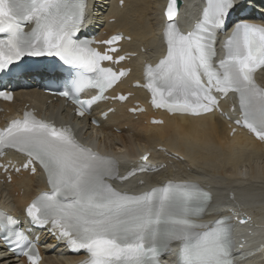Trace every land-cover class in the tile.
<instances>
[{
    "label": "snow or ice",
    "instance_id": "6c2138e0",
    "mask_svg": "<svg viewBox=\"0 0 264 264\" xmlns=\"http://www.w3.org/2000/svg\"><path fill=\"white\" fill-rule=\"evenodd\" d=\"M257 2L264 6V0ZM243 7L241 0H206L202 17L184 33L174 19L177 0H168L162 29L166 54L154 66L145 65L144 87L152 93L154 107L196 116L218 110L214 93H234L240 113L236 123L264 142V87L254 78L264 66V23H235L223 43V58L214 63L217 33L228 27L231 13ZM87 11L88 0H0V74L14 73L27 56L59 57L81 70L60 95L71 99L84 116L127 74L102 63L125 59L113 56L122 39L119 34L97 42L109 46L103 52L91 46L93 41L76 38L86 27ZM25 23L33 25L30 31H25ZM88 88L97 89V95L80 99L79 93ZM0 97L12 99L7 91H0ZM6 149L24 155V169H43L48 190L34 197L26 214L34 226L50 225L58 242L85 250L88 255L80 264H160L159 257L172 242L179 244L176 264H237L232 258L231 217L203 221L211 194L193 181L169 180L136 194L118 191L107 182L122 178L115 159L80 144L71 128L29 112L0 129V154ZM148 159V153L140 157V171L152 170ZM13 226L18 227V221L0 212V230L10 233L0 232V240L14 254L20 249L30 264H38L36 244Z\"/></svg>",
    "mask_w": 264,
    "mask_h": 264
},
{
    "label": "bare ground",
    "instance_id": "6f19581e",
    "mask_svg": "<svg viewBox=\"0 0 264 264\" xmlns=\"http://www.w3.org/2000/svg\"><path fill=\"white\" fill-rule=\"evenodd\" d=\"M165 1L166 0H123L122 3H119L118 0H91L88 3L85 24L92 27L94 32L100 36H106L114 30H120L130 37L129 40L121 42L122 49L136 52V55L129 61L131 72L126 79L121 82L125 88H128V82L139 74V71H137L138 61L144 60L146 63H152L154 57L164 50L160 42L159 23L164 19L162 9ZM193 2L194 0L182 1L180 11L175 17V21H177V19L179 21L180 18H182L181 16H189L192 13L191 7ZM153 15L156 20L155 22L151 20ZM261 80L264 83V70ZM130 90L133 91V97L136 99H141L145 96L140 88H131ZM14 92L16 96L11 103H7V106L17 107L18 104L21 106L28 101L30 104L37 106L40 110L44 112L48 111L45 101L50 95L44 94L32 87H18L14 89ZM129 104H131V99L122 103H115L114 109L110 110L104 119H99L100 123L98 126L91 125L86 121L84 125L88 123L89 129L94 132V135L98 133V130L108 132L102 148L110 151L114 149L117 153H126L124 149V146H126L129 148V152L126 154H128L130 158L146 150L152 153L156 144H162L181 156L167 157V155L159 154L161 158L166 161V164L158 171H154L150 174H142V178L145 181L139 184L140 186H138V188L145 187L150 180L174 175L180 179L200 181L205 188H207V186L213 187L207 178L214 177V175H216L217 180L223 179V182L233 181V186L235 185V187H238L245 181H249L250 185L254 186L250 187L251 196L253 197L255 194L259 196L254 198V203L248 204V207L241 205L240 196H243L247 200L252 198L236 193V190H244L245 187L235 189L236 192L230 189L228 190L229 198L237 199V203L242 208H238L237 204L234 205L231 203V205L225 207L227 210H225L226 212H218L217 214H229L233 220H236L241 214H245L243 210L252 211L253 207H257L258 216L256 215L254 220L258 223L261 222L260 224H262V228L264 229V196L261 194L262 187L257 190L258 187L255 186L257 184H254V182L262 178L264 174H260V170H255L259 167H254L255 169H251L249 172L246 171L245 168H242L244 161L246 162V160H249L250 164V162L254 160L252 158L259 155L260 158H258L261 159V156H264V142L252 138L244 131L228 135L225 121L218 113L196 116L187 114L169 115L159 111L157 114L161 115L163 121L161 123H151L149 122V115L154 114L153 111H143L132 114L126 111V107ZM53 105H56V103L53 102ZM107 105L108 104H104V107H107ZM222 105L225 106L224 103H222ZM63 114H65V112ZM114 126L121 127V132L119 134H116L112 130ZM124 126L125 128H123ZM86 132H88V130L82 132L81 135L86 134ZM115 134L119 142L114 141L113 143L110 139L111 136ZM101 136L104 137V135ZM90 137L91 135L88 136V139H90ZM195 163L200 164V166L207 165L212 169V172L197 171L196 168L192 167ZM245 164L247 165L248 162ZM255 164L256 163H254V165ZM260 164L258 163L257 165ZM165 167L167 169H164ZM174 168H176V170ZM260 169L262 170L263 167H260ZM163 172L165 174H163ZM130 181H135V177L132 176L121 183L126 184ZM45 187L46 182L42 178L41 172L38 170L33 174H29L27 170L22 171L20 174L13 173L9 181L6 180L3 173H0V197L3 192L8 194L14 202L15 209L17 207H22L23 204L33 198L37 188ZM215 191L217 192L216 189ZM231 192L235 194V197L231 198ZM215 197L217 199L216 193ZM214 200L215 199L211 198V201ZM0 203L4 205L1 199ZM211 204L212 202L209 203V205ZM15 209L13 210L14 212H16ZM237 212L240 213L237 214ZM244 225L245 226L241 225L240 234L244 235V238L245 236L249 238L250 235L248 233L245 235V227L249 226L250 229L252 228L250 225H247V223ZM236 226L238 227L239 224H234V229ZM259 232H261V230ZM254 234L255 233L252 232V237L255 236ZM42 238L49 242L56 241L55 237L49 233H43ZM262 244L264 247V243ZM241 246L242 245L239 246L238 251L243 250V246ZM258 246L259 245H256L254 247ZM41 247L43 255L39 264H69L72 262V258L75 257L62 255L57 257L58 259H53V252L44 254L46 251L50 250V248L47 246ZM59 247H61V244L58 245V248ZM257 249H259V247ZM0 252V264H24L22 259L15 258L21 260L16 261L1 248ZM260 252L261 254L264 253V249L261 248ZM241 263H243L242 260Z\"/></svg>",
    "mask_w": 264,
    "mask_h": 264
},
{
    "label": "rangeland",
    "instance_id": "374dc122",
    "mask_svg": "<svg viewBox=\"0 0 264 264\" xmlns=\"http://www.w3.org/2000/svg\"><path fill=\"white\" fill-rule=\"evenodd\" d=\"M151 20L152 21H156L155 20V18H154V15L152 16V18H151ZM124 128V127H123ZM116 134H119L121 131H120V129H118V130H114V129H112ZM113 135V136H111V141L114 143V141H116V142H119L118 141V137H117V135ZM101 135H104V137L103 136H101ZM108 135V132H104V131H102V130H98V137L97 138H95V143L96 144H103L104 143V140H105V138H106V136ZM124 149H125V152L127 153V152H129L128 150H129V148L128 147H126V146H124ZM259 157V155L257 156V157H255L256 159ZM262 158V160L261 159H255V158H252V159H254L253 161H251L252 162V164H251V162H250V164H249V160L247 161L246 160V162L244 161V165H242V168H245L246 169V171H250L251 169L253 170V169H255L254 167H259L258 169H255L256 171H259V173L260 174H264V165H263V162H264V156H261ZM256 161V162H255ZM258 161V162H257ZM248 162V164L246 165L245 163H247ZM256 163L255 165H254V163ZM260 162H261V164H260ZM260 164V165H257V164ZM257 165V166H256ZM263 165V166H262ZM247 166V167H246ZM192 167L193 168H196V170L197 171H199L200 170V172H204V171H206V172H212V169L210 168V167H208L207 165H203V166H200V164H198V163H195V164H193L192 165ZM260 167H263V169L261 170L260 169ZM254 170V171H255ZM253 171V172H254ZM263 172V173H262ZM262 176V175H261ZM264 176V175H263ZM263 176H262V178H260V179H257L258 181H255L254 182V184H257V185H255V186H257L258 188H257V190H259V188H261L262 187V190H261V194H263L262 196H264V179H263ZM241 187H254V186H251L250 185V183H249V181H245L244 183H242V184H240L237 188H241ZM0 199H1V201L2 202H4V203H6L9 207H11L12 209L14 208V203H13V201H12V199H11V197L10 196H8V194H6L5 192H3L2 193V195H1V197H0ZM251 216H253L254 218H255V216L257 215V207L256 208H254L253 207V209H252V211H251ZM258 216V215H257ZM263 227H264V225H263ZM53 254V259H58L57 257H60V256H62L63 254L62 253H58V252H53L52 253ZM258 257H259V253H258ZM64 260V259H63ZM55 261H57V260H55ZM252 264H264V258H259V259H256V260H254L253 262H252Z\"/></svg>",
    "mask_w": 264,
    "mask_h": 264
},
{
    "label": "water",
    "instance_id": "95a60500",
    "mask_svg": "<svg viewBox=\"0 0 264 264\" xmlns=\"http://www.w3.org/2000/svg\"><path fill=\"white\" fill-rule=\"evenodd\" d=\"M182 2V0H177V6L179 7V4ZM167 6H168V2H167V5H166V8L165 10L167 9ZM165 10H164V13H165ZM167 18V17H166ZM244 221V218H241V222ZM261 221V220H260ZM264 240V232H260L255 238H253L251 241L248 242L249 245H253V244H257V243H260L261 241Z\"/></svg>",
    "mask_w": 264,
    "mask_h": 264
}]
</instances>
